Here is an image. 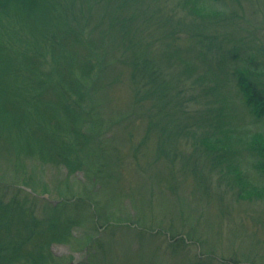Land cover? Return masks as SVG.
<instances>
[{"label":"rangeland","instance_id":"374dc122","mask_svg":"<svg viewBox=\"0 0 264 264\" xmlns=\"http://www.w3.org/2000/svg\"><path fill=\"white\" fill-rule=\"evenodd\" d=\"M231 1L232 8L226 7L238 19L236 26L243 25L248 38L256 35L264 45V0ZM197 3V0H77L72 25L84 34L91 33V42L103 47L101 63L106 65L105 72L95 82L97 92L93 97L98 118L94 121L104 133V144L96 149L95 163L102 167L98 181L84 171L69 174L62 162H41L15 155L6 143H0L3 200H18L12 196L30 193V202L36 198L33 215L37 219L33 224L36 221L47 224L49 214L54 215L53 208H65L63 211L71 216L66 227L74 243L53 242L49 248L50 262L56 258L55 264H264V192L257 193L254 189L244 193L233 178L220 177L219 168L211 170L209 165L193 175L186 167L190 170L192 165L188 163L191 160L196 163L198 159L194 158L198 156H192L183 137L165 148L171 150L174 145L176 159H156V140L161 127L169 129L170 124L163 121L153 132L146 131L151 113L147 103L136 105V87L130 78L132 69L121 55L126 43L118 26L121 28L128 14H136L137 19L141 13L149 17L160 5H167L173 18L166 29L178 25L192 31L204 28L200 23L207 28L222 29L217 23L220 19L199 15V8L198 14H194L193 6ZM216 8L223 10L224 5ZM166 17L170 18L150 16L151 23L158 25L164 20L167 23ZM240 31L233 35L241 36ZM161 40L158 33L160 45ZM141 44L135 47L144 53L147 45ZM175 46L178 49L174 55L157 56L154 63L168 71L171 79H180L176 83L170 81L182 95L177 104L183 103L192 114L206 105L210 111L207 120H215L219 115L250 141L260 124L251 125L234 84L227 79L230 62L222 61L220 67L221 55L212 52L209 54L214 56H202L200 51L204 46L195 45L183 35ZM159 49L157 44H152L153 51L157 53ZM193 69H199L206 77L204 85H196ZM44 95L54 99L51 87ZM9 108L15 112L17 105L11 103ZM234 118L236 123H232ZM238 147L241 151L237 157L246 166L248 153L243 150L244 145ZM248 176L254 175L248 172ZM258 183L252 180L251 186L264 189V182ZM1 210L0 216L4 213ZM62 218L66 219L64 215ZM17 224L21 223L8 221L2 226H10L16 233ZM37 227L39 230L42 225ZM61 230L58 228V234Z\"/></svg>","mask_w":264,"mask_h":264},{"label":"trees","instance_id":"16d2710c","mask_svg":"<svg viewBox=\"0 0 264 264\" xmlns=\"http://www.w3.org/2000/svg\"><path fill=\"white\" fill-rule=\"evenodd\" d=\"M197 2L193 11L196 13L199 8V15L220 19L217 23L222 29L207 28L202 23L204 28L192 31L178 25L166 29L173 19L167 5L156 7L150 15L158 19L168 15L171 19L166 17L167 23L164 20L154 25L150 16L141 13L139 19L136 14H128L121 28L118 26L126 43L121 55L129 61L131 83L136 87L135 103L148 104L151 115L147 132L161 127L163 121L170 124L169 129L161 127L156 140V159H176V147L165 148L183 137L192 156H198L194 158L198 159L196 163L193 160L188 163L192 165L190 170L186 167L193 175L198 174L199 168L209 165L211 170L219 168L220 177L233 178L234 184L244 193L254 189L257 193L264 192L261 187L251 186L252 180L257 184L264 182V45L256 35L248 38L243 25L236 26L238 19L228 13V7L232 8L233 4H226L225 0ZM76 3L77 0H0V143H6L15 155L37 158L41 162H62L69 174L84 171L98 181L102 167L96 166V149L102 148L104 133L101 125L94 121L98 118L93 97L97 92L95 82L105 72L106 65L101 63L103 47L91 42V33L84 34L72 25ZM216 5H224V9H217ZM238 30L242 35L235 37L233 33ZM180 35L197 46H204L200 51L202 56L213 55L209 54L212 52L221 55L220 67L222 61L230 62L228 70L231 72L227 79L234 84L251 125L259 127L260 124L254 133L259 137L252 134L250 141H246L239 135L241 131L230 122H224L219 115L215 120H207L210 111L206 105L192 114L183 103L177 104L182 95L170 81L176 83L180 79H171L168 71L154 61L167 53L174 55ZM141 43L147 45L144 53H139L135 47ZM152 44L160 47L159 52L152 50ZM193 70L196 85H204L206 77L199 69ZM48 87L52 88L54 99L45 97ZM228 98L226 93L225 99ZM11 103L17 105L15 112L9 108ZM166 108L168 111H163ZM222 110L220 108L219 112ZM232 123H236L235 118ZM146 137L147 134L145 141ZM240 144L249 156L246 166L237 157ZM248 172L254 176L247 178ZM29 194L16 193L12 197L18 200L8 201L0 196L3 209L0 210L4 212L0 216V231L3 232L0 240L5 241H0V264H55L58 260L54 258L50 262L48 245L74 243L66 227L71 216L63 211L65 208H53L52 214L56 216L49 214L47 224L38 221L33 224L37 219L33 215L36 198L30 202ZM8 221L21 223L17 224L16 233L10 226H2ZM38 224L42 225L39 230ZM60 227L63 232L58 234Z\"/></svg>","mask_w":264,"mask_h":264},{"label":"bare ground","instance_id":"6f19581e","mask_svg":"<svg viewBox=\"0 0 264 264\" xmlns=\"http://www.w3.org/2000/svg\"><path fill=\"white\" fill-rule=\"evenodd\" d=\"M195 11H197V10H195ZM197 13V12H196ZM196 13H194V14H196ZM198 14V13H197ZM51 245V247L53 246L52 244H50ZM50 245H48V248H50Z\"/></svg>","mask_w":264,"mask_h":264}]
</instances>
